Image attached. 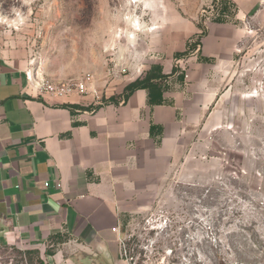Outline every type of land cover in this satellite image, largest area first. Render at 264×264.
<instances>
[{
    "label": "rangeland",
    "instance_id": "1",
    "mask_svg": "<svg viewBox=\"0 0 264 264\" xmlns=\"http://www.w3.org/2000/svg\"><path fill=\"white\" fill-rule=\"evenodd\" d=\"M220 6L214 0H0V48L26 45L33 67L53 80L117 66L124 75L133 52L176 58V76L184 77L165 85L178 87L190 79L189 58L205 61L207 23L232 20L235 7L222 18ZM193 21L197 31L178 51ZM212 80L217 97L187 154L121 218L113 247L129 264H264V25L249 30ZM68 238L52 237L48 249L54 253ZM42 263L35 251L0 248V264Z\"/></svg>",
    "mask_w": 264,
    "mask_h": 264
},
{
    "label": "crops",
    "instance_id": "2",
    "mask_svg": "<svg viewBox=\"0 0 264 264\" xmlns=\"http://www.w3.org/2000/svg\"><path fill=\"white\" fill-rule=\"evenodd\" d=\"M230 1L232 20L207 23L200 54L209 61L189 58V81L169 86L162 104H150L146 89L120 97L154 64L171 74L176 58L133 52L124 75L118 66L95 74L102 93L95 102L90 93L43 92L26 45L0 48V248L35 251L42 264H129L113 247L121 218L187 154L218 94L212 74L224 72L249 30L264 25V0ZM187 28L178 51L197 31L194 21ZM167 81L180 82L176 74ZM57 234L69 238L48 255Z\"/></svg>",
    "mask_w": 264,
    "mask_h": 264
},
{
    "label": "trees",
    "instance_id": "3",
    "mask_svg": "<svg viewBox=\"0 0 264 264\" xmlns=\"http://www.w3.org/2000/svg\"><path fill=\"white\" fill-rule=\"evenodd\" d=\"M222 12L225 13L228 11L229 7L234 4L230 0H222ZM214 4H216V0H214ZM235 7V6H234ZM219 22H224V19H218ZM185 54V53H184ZM183 56L182 54H177V58ZM205 61H209V59H204ZM178 66H174L173 71L171 74H164L162 65L160 64H154L151 66V68L145 73V75L142 78H138L134 80L133 82L129 83L125 89L124 93L120 97L122 100L127 101L129 96L138 89H146L148 91V98L149 103L152 105L155 104H162L165 102V99L163 97V93L169 89V86L165 85V81H167L170 77L175 75L178 72ZM183 75H179V80L183 79ZM109 100L112 101H118L117 98L112 97ZM72 108H77L81 110H87L86 107L82 106H70ZM90 109H94L96 107H87ZM155 126H152V129H154ZM60 234L54 235L52 237H60ZM48 255H52L53 252L51 250H47Z\"/></svg>",
    "mask_w": 264,
    "mask_h": 264
},
{
    "label": "built area",
    "instance_id": "4",
    "mask_svg": "<svg viewBox=\"0 0 264 264\" xmlns=\"http://www.w3.org/2000/svg\"><path fill=\"white\" fill-rule=\"evenodd\" d=\"M218 5L221 4L220 9L217 13L218 17H229L228 14L222 12L221 0L216 1ZM225 20V19H224ZM125 71V69H122ZM185 78H188V74H185ZM96 75L93 73H86L79 78L63 79V80H53L50 78L43 77L41 80V90L47 94L53 95L55 97H65L73 93L79 94H92L94 96L95 102H100L102 100V93L96 86ZM45 185H49L48 182ZM61 186V183H58ZM117 230V228H115Z\"/></svg>",
    "mask_w": 264,
    "mask_h": 264
}]
</instances>
